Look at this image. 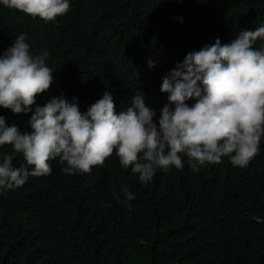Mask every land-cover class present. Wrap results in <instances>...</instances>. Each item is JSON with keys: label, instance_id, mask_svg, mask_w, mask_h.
<instances>
[{"label": "trees", "instance_id": "1", "mask_svg": "<svg viewBox=\"0 0 264 264\" xmlns=\"http://www.w3.org/2000/svg\"><path fill=\"white\" fill-rule=\"evenodd\" d=\"M259 23L264 0H70L56 23L0 5V53L20 32L31 50L49 51L54 78L39 105L75 96L83 112L107 88L119 112L140 90L158 116L160 83L176 62ZM0 115L30 130L31 113ZM49 163L48 174L0 192V264H264V221L253 220L264 217V139L245 168L226 157L198 171L184 163L148 184L114 154L89 173ZM121 185L134 194L131 209L113 196Z\"/></svg>", "mask_w": 264, "mask_h": 264}, {"label": "clouds", "instance_id": "2", "mask_svg": "<svg viewBox=\"0 0 264 264\" xmlns=\"http://www.w3.org/2000/svg\"><path fill=\"white\" fill-rule=\"evenodd\" d=\"M0 5L56 23L68 12L70 0H0ZM49 55L47 49L31 50L23 32L0 53V108L31 113L28 131L6 124L0 115V148H10L0 151V192L23 185L29 176L48 174L51 160H58L60 170L71 175L89 173L114 154L121 168L148 184L157 170L180 169L184 163L198 171L226 157L233 166L245 168L260 151L264 23L241 29L230 42L222 44L216 37L213 43L187 52L162 77L160 91L167 94V103L158 116L140 90L119 112L107 88L83 112L75 96L71 100L54 96L37 104V96L53 83L54 72L46 62ZM147 63L151 68L155 62ZM17 154L25 161L20 166L13 165ZM113 196L131 209L134 194L127 185ZM253 220L260 223L264 217Z\"/></svg>", "mask_w": 264, "mask_h": 264}]
</instances>
